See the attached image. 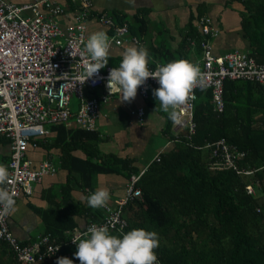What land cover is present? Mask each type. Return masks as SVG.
<instances>
[{
  "label": "trees",
  "instance_id": "1",
  "mask_svg": "<svg viewBox=\"0 0 264 264\" xmlns=\"http://www.w3.org/2000/svg\"><path fill=\"white\" fill-rule=\"evenodd\" d=\"M234 3L241 8L240 29L248 41L247 51L264 63V0H224L226 7ZM202 14L203 7L189 16L181 42L184 49L177 55L164 54L165 60H189L191 41L195 53L201 55V35L195 22ZM113 16L119 23L127 21L124 14ZM223 99V111L218 113L209 91H197L194 133L189 138L181 135L180 141L159 153V160L153 158L141 168L131 157L102 152L97 130L51 124L47 129L53 137L45 136L38 144L46 150H59V167L75 174L80 187L88 192L84 196L96 190L98 174L112 173L127 181L141 171L134 183L140 195L122 208L126 226L109 232L116 236L132 229L157 233L154 252L158 264H264V88L255 81L225 79ZM170 124L169 118L164 131L172 137ZM218 138L244 152L240 162L253 169L252 173L237 174L213 164L203 146ZM247 185L253 192L247 191ZM46 194L50 196L48 206L37 211L43 225L40 235H50L60 248L57 255L35 264H56L59 257L80 264L74 255L76 245L67 241V233L80 226L75 217L85 225L99 220L103 209L75 199L68 182L60 186V198L49 191ZM0 264H19L3 242Z\"/></svg>",
  "mask_w": 264,
  "mask_h": 264
},
{
  "label": "built area",
  "instance_id": "2",
  "mask_svg": "<svg viewBox=\"0 0 264 264\" xmlns=\"http://www.w3.org/2000/svg\"><path fill=\"white\" fill-rule=\"evenodd\" d=\"M68 1L76 6L73 22L63 29L57 18L63 8L52 0L23 3L0 0V136L8 140L10 149L6 163L9 180L3 187L14 195L15 201L21 194H30L34 183H39L45 175H53L57 170L50 158L32 165L26 156L27 149L37 147L38 141L48 134L47 126L65 123L67 126L96 130L99 105L118 91L113 88L110 93L107 78L110 69L119 67V64H107L82 84L81 76L88 61L79 52L88 40L87 21L90 19L102 25L101 31L108 35L110 44L118 46L127 41V23H117L111 15L95 11L91 0ZM197 28L201 35V55L194 64L200 68L205 83L194 87L186 102L175 109L177 118L175 121L171 119L172 137L169 143L180 141L181 135L189 138L194 133L193 112L197 91L208 90L213 108L219 113L224 108L225 79L255 81L264 88V63H258L247 50L214 53L210 39L217 36L219 30L211 16L202 14ZM129 40L138 42L135 37ZM160 65L148 62L149 69L153 71ZM151 87H159V84L149 77L138 86L137 93L146 98ZM96 91L99 93L95 94ZM73 98L76 104L72 108ZM131 112L138 123L144 122L143 107ZM203 147L208 149L209 158L216 167L231 169L237 174L252 173L253 169L243 167L240 162L244 152L225 138L207 142ZM154 159L159 160V153ZM140 174L141 171L130 175L124 194L101 207L103 215L99 220L86 223L81 228L75 227L67 233V241L75 245L72 240L83 237L94 224L107 226L109 230L125 227L127 222L122 208L140 195L139 189L134 186ZM246 188L248 192H253L250 185ZM12 210L0 220V242L6 243L19 264H35L58 254L59 242L47 234L39 235L30 244H21L9 229Z\"/></svg>",
  "mask_w": 264,
  "mask_h": 264
},
{
  "label": "crops",
  "instance_id": "3",
  "mask_svg": "<svg viewBox=\"0 0 264 264\" xmlns=\"http://www.w3.org/2000/svg\"><path fill=\"white\" fill-rule=\"evenodd\" d=\"M8 1L23 3L33 0ZM52 1L63 8V12L57 18L60 26L65 29L73 22V8L76 5L68 0ZM91 3L95 11L111 15L117 23L119 21L113 14H124L125 20H127L124 22L128 26L129 22L132 27H128L127 41H124L122 45L110 44L108 57L110 65L120 64L124 51L130 46L145 47L149 53V63L163 65L166 61H172V58L165 60L163 55L168 52L177 55L184 49L181 42L185 33V25L189 16L195 15L198 8L202 7L203 14L211 16L219 30L218 35L212 39L214 53L220 54L233 49L247 50L248 47V41L240 29L239 10L241 8L237 3L230 7L225 6L224 0H135V4L129 3V0H91ZM137 18H142L143 21ZM195 24L197 26V20ZM101 29L102 25L98 21L90 19L87 21V38ZM164 32L168 34L164 35ZM131 37L138 39V42L134 43L129 40ZM190 45L189 61L196 63L200 56L195 53L194 42L191 41ZM157 88L151 87L146 98H142L137 93L131 102H121V93L118 90L107 102L99 105L96 130L101 137L98 146L102 152L131 157L134 159V165L141 168L155 155L170 147V137L165 133L164 128L172 109L169 112L161 110L159 101L153 95V90ZM98 93L99 91L95 92V94ZM75 104L76 100L73 98L71 100L72 108ZM137 107L144 109L142 124L138 123L131 112ZM52 137L53 133L49 130L45 139ZM151 151H154V154L145 163H141V160L146 158V155ZM9 153L8 140L0 136V164L6 165ZM26 156L32 165L42 159L50 158L57 166L53 175H45L39 183H34L30 194L19 196L9 217L8 225L11 232L21 241L33 242L43 229L37 211L48 206L46 198H50V196L48 197L46 194L47 191L58 199L60 198V186L68 182L71 187V195L75 199L82 200L81 197L88 192L80 187L75 174L68 173L59 167L58 149L46 150L44 146L38 144L35 148L29 147ZM125 184V179L112 173L98 174L96 177V190L106 188L110 194L109 201L124 194ZM75 218L80 223L78 227H83V219Z\"/></svg>",
  "mask_w": 264,
  "mask_h": 264
},
{
  "label": "clouds",
  "instance_id": "4",
  "mask_svg": "<svg viewBox=\"0 0 264 264\" xmlns=\"http://www.w3.org/2000/svg\"><path fill=\"white\" fill-rule=\"evenodd\" d=\"M135 4V0H129ZM110 38L103 31L92 33L81 57L87 58L85 73L81 76L82 84L93 74L108 64ZM72 55V52H71ZM73 56V55H72ZM149 53L143 46H130L122 56L119 67L111 68L107 78V87L111 93L116 88L121 93V102H131L141 86L151 77L159 84L153 95L159 101L160 108L169 112V117L176 120L175 109L183 105L196 86L205 83L198 65L186 59H176L150 70L148 67ZM67 76V74H65ZM95 83V81H93ZM9 180L8 168L0 164V220L15 207L14 195L3 187ZM110 194L106 188L93 191L82 196V201L91 208L105 207ZM76 245L75 257L80 264H158L154 249L158 247V235L144 229H132L119 236L112 235L107 226L92 225L83 237L73 239ZM58 248L56 249V251ZM56 264H73L67 257H59Z\"/></svg>",
  "mask_w": 264,
  "mask_h": 264
},
{
  "label": "rangeland",
  "instance_id": "5",
  "mask_svg": "<svg viewBox=\"0 0 264 264\" xmlns=\"http://www.w3.org/2000/svg\"><path fill=\"white\" fill-rule=\"evenodd\" d=\"M210 13H211V14H214L213 12H210ZM219 18H220V17H219ZM177 24H179V23H177ZM170 33H171V32H170ZM167 34H168L167 32H164V35H167ZM152 142H153V141H152ZM153 147H154V145H153ZM152 154H154V151L149 152V153L146 155V158H144V159L141 160V163H145L146 160L152 156Z\"/></svg>",
  "mask_w": 264,
  "mask_h": 264
}]
</instances>
